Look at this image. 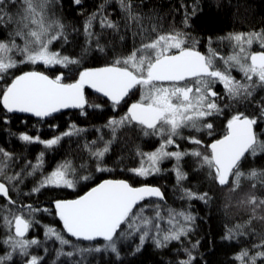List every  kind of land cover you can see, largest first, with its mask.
<instances>
[{
  "label": "snow or ice",
  "instance_id": "obj_1",
  "mask_svg": "<svg viewBox=\"0 0 264 264\" xmlns=\"http://www.w3.org/2000/svg\"><path fill=\"white\" fill-rule=\"evenodd\" d=\"M80 2L75 0L76 4ZM119 3L129 19L139 21V17L132 14L130 3L126 0H119ZM97 19V14L93 13L84 25L89 39L94 36L91 28ZM184 24L189 26L187 17ZM99 25L102 28L117 27L105 15L99 18ZM0 30L5 34L0 39V81H4L0 86V106L6 113H28L43 119L64 109L83 110L88 104L86 87L105 97L112 110L116 111L127 102V98L138 92V100L127 107L124 115L119 119L110 118L105 127L111 129L113 139L118 130L139 128L145 137H158L159 147L150 152L138 149L139 166L127 171L147 178L160 173L165 161L174 160L173 171L179 185L186 179L180 161L184 156L191 155L198 159L200 167L209 170L220 186L230 184V190L235 191L244 178L253 181V189L257 184L264 187V170L251 169L247 173L241 170L244 159L264 155V140L254 130L258 119H264V101L258 103L259 117H249L243 112L231 115L223 136L206 145V151L199 148L190 152L170 150L173 147L179 149L178 137L197 146L203 144L195 136L183 137L181 133L184 129L212 134L214 125L211 118L224 112L217 102L220 99V94L214 90L217 84L223 86L229 99L237 101L250 100L257 87L264 88V30L230 33L223 37L231 48V52L225 55L214 49L204 54L197 50L195 42L189 46L190 37L183 31L157 33L155 38L142 41L128 55L116 57L103 67L80 70L77 78L67 83L63 73L54 78L36 70L14 74V70L21 65L67 68L80 64L79 59L64 55L53 47L56 42H66L67 39L64 24L55 17L53 0H0ZM151 31L155 33L157 30L153 28ZM254 44H258L261 50L252 51ZM233 71L240 73L242 78L237 79ZM81 131L72 125L69 130L50 139L27 133L19 134L18 139L26 144L43 145L44 150H49L58 146L65 137L78 135ZM99 142L100 146H97L98 141H92L87 146L90 157L96 164V171H111L103 166V162L112 140H104L101 136ZM44 150L36 157L35 163L28 162L21 171L10 173L15 157L0 148V200H3L0 211L7 212L0 216L2 227L7 232L6 237L0 239V246L5 248L4 254L0 255V264L12 261L14 255L27 258L24 264H42L43 257L29 251L40 242L35 238L29 239L27 234L34 224L39 223L35 214L48 212L49 209L34 208L31 204L19 205L11 194L18 191V185L26 177L41 172L46 154ZM76 172L72 162L65 160L44 175L31 191L35 193L49 187L73 189ZM79 179L87 180L89 177ZM149 198L163 200L164 194L158 187H136L124 179L103 180L76 199L54 201V214L62 222L63 233L48 226L45 236L54 238L61 246L71 244L65 233L77 240H102L105 242L104 249L117 257L120 254L119 240L134 239L135 252L139 253L149 239L159 248L186 237L194 217L175 208H168L166 215H162L160 205L142 203ZM182 198L207 202L208 193L198 194L185 189ZM247 203L253 205L255 211L264 206V199L258 200L252 195ZM147 208L152 209L151 215H145ZM165 220L168 227L163 229L160 221ZM241 227L237 225L235 229H228L225 239L231 240L237 233L242 235ZM253 248L256 251L245 248L238 252L234 257L235 264H257V261L264 264V240L254 244ZM93 250L99 252L102 249H80ZM184 251L187 258L177 264H192L195 257L191 251ZM59 255L71 257L74 252H64L61 247Z\"/></svg>",
  "mask_w": 264,
  "mask_h": 264
},
{
  "label": "trees",
  "instance_id": "obj_2",
  "mask_svg": "<svg viewBox=\"0 0 264 264\" xmlns=\"http://www.w3.org/2000/svg\"><path fill=\"white\" fill-rule=\"evenodd\" d=\"M126 2L131 5L132 14L139 17L138 22L129 19L128 13L120 7L119 0H81L79 4H76L75 0H53L55 17L64 24V34L67 39L66 42L62 41L64 46H61L66 54L101 67L112 63L116 57L128 55L134 47L140 46L142 41L146 42L147 39L155 38L157 33L165 34L174 30L187 33L190 37L189 46L195 42L197 50L204 54H208L210 49L224 54L231 49L229 42L222 39L223 37L230 33L264 30V0H126ZM93 13L97 14L98 19L93 21L91 31L94 36L89 39L84 31V25ZM102 15L107 16L117 27L114 29L100 27L99 18ZM186 17L188 27L184 24ZM153 28L157 30L155 33L151 31ZM4 37V32L0 30V39ZM100 48H103V51H100ZM254 50L261 49L255 47ZM51 70L52 74L60 71ZM68 75L64 74V79ZM3 84L4 82L1 81L0 86ZM258 90L264 93V88L259 87ZM89 97L95 100L94 97L97 98L98 95L88 93L87 100ZM130 98L131 96L127 99L135 102ZM260 101L264 99L251 97L250 100L242 101V106L248 111L246 114L249 117L255 116L249 111L254 110L255 107L259 110ZM88 104L83 110L72 109L56 113L46 122L35 117L6 113L0 106V113L11 117L9 120L12 123L11 125L7 120L9 127L0 125V143L2 144L0 148L15 157L10 173L21 171L28 162L35 163L36 157L41 152L40 146L28 145L17 140L13 130L30 135L32 127L35 131H40L39 135L42 138L61 135L72 125L82 130L78 135L65 137L58 146L47 150L41 172L35 176L26 177L23 183L18 185V191L11 194L19 205L31 204L34 208L49 209L48 212L41 211L35 214V219L39 223L33 225L28 235L29 239L35 238L40 242L37 246H33L30 252H33V255L42 256V264H177L179 260L187 258L185 249L191 251L195 257L192 264H235L234 257L242 249L256 251L253 245L264 240V206L253 211L254 206L248 204L247 200L252 195H255L258 200L264 199V187L257 184V187L253 189L251 187L253 181L244 178L235 191L230 190V184L220 186L209 174V170L200 167L198 159L191 155L184 156L180 162L186 179L179 185L176 173L173 171L176 162L172 160L165 161L160 173L142 180L127 169L138 166L140 158L136 155L137 150L151 151L156 145V140L143 136L137 128L118 130L113 139L111 129L106 128L105 125L110 117L113 115L117 117L116 115L125 112L126 109L119 107L114 111L102 97L95 103L93 101L91 105L88 106ZM93 105L101 107L97 108ZM82 111L84 114H81ZM5 120L2 119V121ZM257 134L264 140V122H261V119L257 126ZM192 135L194 134L182 133L183 137ZM202 135V140L209 136L207 143L218 138L206 132H202ZM101 136L104 140H112L110 151L103 162V166L111 171H96L94 169L96 164L89 154L87 146L92 141H98L97 146H100ZM178 139L180 151L190 152L195 149L189 145L187 139L179 137ZM65 160L71 161L77 169L75 188L49 187L35 193L31 191L44 175ZM251 169L264 170V155L249 157L241 162L242 171L247 173ZM83 176H88L89 179H79ZM107 178L126 179L132 185L145 183L158 185L164 193V199L149 198L142 203L160 205L162 215H166L168 208L187 211L194 217L190 223L191 231L181 241H173L166 247L158 248L149 239L139 253L135 252L134 239L119 240L117 242L120 249L119 257L110 250H105L103 241L89 242L67 236L74 239L76 245L66 247L61 246L54 238L49 239L45 236L48 226L63 233L62 222L54 214V201L74 199ZM185 189L198 194L208 193L207 202L182 198ZM0 203H3V200H0ZM24 213H27L26 208ZM6 214L7 212L0 211V216ZM151 214L152 209L147 208L145 215ZM2 224L3 221L0 220V239L5 238L7 234ZM160 224L163 229L168 227L166 220L160 221ZM237 225L242 226L240 232L243 234L237 233L233 239H225L228 229H235ZM61 247L64 252L71 251L74 255L58 256ZM95 247H100L102 250L80 251V249ZM3 249L4 247L0 246V255ZM25 259L14 255L13 260L6 264H24ZM257 264L261 262L257 261Z\"/></svg>",
  "mask_w": 264,
  "mask_h": 264
},
{
  "label": "rangeland",
  "instance_id": "obj_3",
  "mask_svg": "<svg viewBox=\"0 0 264 264\" xmlns=\"http://www.w3.org/2000/svg\"><path fill=\"white\" fill-rule=\"evenodd\" d=\"M13 11H15V9L13 10ZM64 46V44H63V42L62 41H59V42H56L54 45H53V47H54V49H56V50H58V51H60L62 54H64V55H67L66 54V52L63 50V48H62V46ZM255 47H259V45L258 44H254L253 45V47H252V51H260V50H254V48ZM231 49V48H230ZM231 52V51H230ZM230 52H228V53H230ZM228 53H224V54H222V55H225V54H228ZM70 56V55H69ZM81 59H83V58H81ZM84 64V61L83 60H80V64L79 65H70L69 67H67V68H65V67H61V66H54V67H50V68H46V67H44V66H41V65H35V66H33V65H21V67L19 68V69H17V70H14V74L15 75H19L21 72H24V71H30V70H36V71H41V72H44L45 74H47V75H49L50 77H52V78H54L56 75H59V74H61V73H63V75L65 74V76L66 75H68L67 77H66V79H64V81L65 82H72V81H70V80H74V79H76L77 78V76H78V73H79V71L81 70V67H82V65ZM51 69H53V70H60L59 72H54L53 74H52V70ZM61 72V73H60ZM234 76H236V78L237 79H241L242 77H241V74L240 73H238V72H236V71H233V73H232ZM10 79H11V77H9L8 78V82L10 83ZM1 82V81H0ZM4 82V81H3ZM216 87V86H215ZM219 89L221 90L220 91V99L217 101L223 108H224V112H226L227 113V117L222 121V123H221V126H222V128H223V131L222 132H225L226 131V127H225V125H226V123H227V119H229L230 117H231V115H233V114H235L236 112H243L245 115H247L246 114V112H248V111H246V109H244V106H242V101L243 100H239V101H237V100H232V99H229L225 94H224V89H223V86L222 85H220L219 84ZM258 88L259 87H257L256 88V90H255V92H254V95H253V99H255L256 97L257 98H259V99H264V93H260V91L258 90ZM99 98H101V96H99L98 95V97L96 98V97H94V99L95 100H93V98H88V100L87 101H89V104H88V106L89 105H91L92 104V102L94 101V103L97 101V100H99ZM138 98H139V93L137 92L135 95H131V98L130 99H132V101H137L138 100ZM134 99V100H133ZM257 103V102H256ZM126 112V111H125ZM125 112H123V113H121V114H119V115H116L117 117H115V118H117V119H119V117L120 116H122V115H124V113ZM249 112H252V113H254V115L256 116V117H258V115H259V110H257L256 109V107H255V109L254 110H250ZM59 113V112H58ZM13 114V113H12ZM19 115H22V116H28V117H35V116H33V115H30V114H26V113H18ZM56 114V113H55ZM11 117H7V115H4V114H2V113H0V125L1 126H6V127H9L10 125H8V123H6V121L8 120V122H10V124L12 125V123H11V121L9 120ZM36 119H38L37 117H35ZM2 119H6L5 121H2ZM38 120H40V119H38ZM3 122V123H2ZM211 122H219L218 120H213V119H211ZM260 122V119H258V122L257 123H259ZM261 122H264V119H261ZM44 123V122H43ZM41 126H42V124H40ZM31 129H32V133H30V135H32V136H36V135H39V132L40 131H35L32 127H31ZM13 130V129H12ZM137 130H138V132L140 133V131H139V128H137ZM219 130H220V128H219ZM213 131H217L216 129H215V126L213 127ZM212 131V132H213ZM13 132V134H14V136H16L17 137V140H19L18 139V136H19V134H21V133H23V132H17V130H13L12 131ZM183 132H185V129L184 130H182V133ZM217 132H219V131H217ZM255 132H256V134H257V129L255 130ZM142 134V133H141ZM212 134H216V133H212ZM220 135L221 134H219L218 135V138L220 137ZM13 136V137H14ZM40 137H41V135H39ZM192 136H195V137H197V138H199L200 139V137L199 136H197V135H192ZM257 136H258V134H257ZM42 138V137H41ZM50 138H53V137H43L42 139H50ZM150 138H152V140H156V145L151 149V151H153V150H155L157 147H159V138L158 137H150ZM209 136L208 137H206V139L205 140H203V144L201 145V146H197V145H195V144H191V143H189V145L192 147V148H199L201 151H206V145H208V144H210L211 142H213V139L211 140V142L210 143H207L208 141H209ZM182 139V138H181ZM181 141V140H180ZM179 142V139L177 138V143ZM1 144V143H0ZM2 145V144H1ZM28 145H32V144H28ZM36 145H38V146H40V148H41V150L40 151H42V150H44V148H43V145H40V144H36ZM179 149H180V147H179ZM179 149H176L175 147H173V148H171L170 150H179ZM49 150H51V149H49ZM44 151H47V150H44ZM147 152H150V151H147ZM35 155H36V153H35ZM34 156V155H33ZM184 158V157H183ZM183 160V159H182ZM181 160V161H182ZM173 162H175L174 160H172ZM180 161V162H181ZM166 162H164L162 165H161V170H162V166H164V164H165ZM138 166H139V164H138ZM137 166V167H138ZM51 172V171H50ZM50 172H48V173H50ZM156 174H154V175H151V176H155ZM151 176H149V177H151ZM142 178H144V177H142ZM148 178V177H147ZM146 178V179H147ZM231 179V178H230ZM76 198V197H75ZM1 213H2V211H1ZM5 213H6V211H5ZM4 214V213H3ZM30 234V231H29V233L27 234V236ZM65 236H66V238H68L67 237V234L65 233ZM68 239H70V238H68ZM71 240V244L70 245H64V246H69V247H72V246H75L76 244L74 243L75 242V240L74 239H70ZM31 250H32V248H31ZM30 251V250H29ZM4 252H5V248L3 249V251H2V255L4 254ZM31 253V252H30ZM33 253V252H32ZM31 253V254H32ZM25 258V257H24ZM27 259V258H26Z\"/></svg>",
  "mask_w": 264,
  "mask_h": 264
},
{
  "label": "bare ground",
  "instance_id": "obj_4",
  "mask_svg": "<svg viewBox=\"0 0 264 264\" xmlns=\"http://www.w3.org/2000/svg\"><path fill=\"white\" fill-rule=\"evenodd\" d=\"M201 52V51H200ZM203 53V52H202ZM94 67H96L95 65H93V63L92 62H89V61H84V64L82 65V67H81V70H83V69H85V68H94ZM89 93V91H87V94ZM85 95H86V92H85ZM131 103H133V102H131L130 100H128L127 99V102L126 103H122L121 104V106H120V108H122V109H126L125 111H127V107L131 104ZM69 110H72V109H69ZM51 117V116H50ZM50 117H47V118H43V119H41V118H38V119H40V120H42V121H44V122H46V121H48V118H50ZM259 125V123H257L255 126H254V130H256L257 129V126ZM185 132H188V133H192V134H196L197 136H199L200 137V139L202 140V132H195L194 130H191V129H185ZM182 134V133H181ZM205 140V139H204ZM203 141V140H202ZM94 169H96V167L94 166ZM142 180H144V179H146V178H142V177H140ZM149 178V177H148ZM107 179H115V178H107ZM120 179H122V178H119V180ZM105 180V179H104ZM124 180H126V179H124ZM103 181V180H102ZM128 181V180H127ZM101 182V181H100ZM129 183H130V181H128ZM99 183V182H98ZM97 183V184H98ZM96 184V185H97ZM130 184H132V183H130ZM144 185H150V186H155V187H159L158 185H154V184H150V183H145ZM95 186V185H94ZM93 186V187H94ZM133 186H136V187H139V186H142V185H133ZM92 188V187H91ZM90 188V189H91ZM160 188V187H159ZM160 190H161V188H160ZM88 191V190H87ZM162 191V190H161ZM162 193H163V191H162ZM84 194V193H83ZM164 194V193H163ZM79 197V196H78ZM77 198V197H76ZM75 199V198H74ZM154 199V198H153ZM155 199H158V198H155ZM62 200H71V199H62ZM159 200V199H158ZM97 241H102V240H97Z\"/></svg>",
  "mask_w": 264,
  "mask_h": 264
},
{
  "label": "flooded vegetation",
  "instance_id": "obj_5",
  "mask_svg": "<svg viewBox=\"0 0 264 264\" xmlns=\"http://www.w3.org/2000/svg\"><path fill=\"white\" fill-rule=\"evenodd\" d=\"M101 67H103V66H101ZM94 68H98V67H94ZM65 82V81H64ZM67 83V82H66ZM219 84H217L216 85V87H215V91L216 92H218V93H220V89H219ZM87 91H89L88 89H85V92H86V98H87ZM89 93H94V92H91V91H89ZM95 94H97V95H99V96H101L103 99H106L105 97H103L102 95H100V94H98V93H95ZM136 102V101H135ZM67 110H69V109H64V110H61L60 112H64V111H67ZM78 110V109H77ZM15 114H18V113H15ZM227 115V113L226 112H223V114L222 115H219V116H217V117H212L211 119H216V120H218L219 122L217 123V122H215V123H213V125L215 126V129L217 130V131H219V132H217V131H214V132H212V133H216V134H214L213 136H215V137H218V135L219 134H221L220 135V137L219 138H221L222 136H223V134L225 133V132H222L223 131V128H222V126H221V123H222V121L227 117L226 116ZM112 117H115L114 115L112 116ZM112 117H110V118H112ZM219 128H220V130H219ZM212 136V135H211ZM219 138H217V139H219ZM214 140H216V139H214ZM213 140V141H214ZM211 142V141H210Z\"/></svg>",
  "mask_w": 264,
  "mask_h": 264
},
{
  "label": "water",
  "instance_id": "obj_6",
  "mask_svg": "<svg viewBox=\"0 0 264 264\" xmlns=\"http://www.w3.org/2000/svg\"><path fill=\"white\" fill-rule=\"evenodd\" d=\"M85 89H88L89 91L96 93L93 89H90V88H87V87H86ZM100 95H101V94H100ZM26 114H28V113H26ZM30 115H31V114H30ZM105 180H106V179H105ZM114 180H119V179H114ZM101 182H102V181H101ZM99 183H100V182H99ZM99 183H98V184H99ZM95 186H96V185H95ZM142 186H143V185H142ZM149 186H150V185H149ZM154 187H155V186H154ZM158 188H159V187H158ZM89 190H90V189H89ZM89 190H88V191H89ZM86 192H87V191H86ZM86 192H85V193H86ZM161 192H162V191H161ZM85 193H84V194H85ZM84 194H82V195H84ZM82 195H80V196H82ZM77 198H78V197H77ZM75 199H76V198H75ZM71 200H72V199H71Z\"/></svg>",
  "mask_w": 264,
  "mask_h": 264
}]
</instances>
